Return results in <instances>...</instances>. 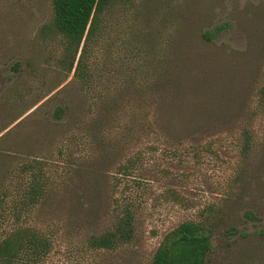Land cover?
Here are the masks:
<instances>
[{
	"label": "rangeland",
	"instance_id": "1",
	"mask_svg": "<svg viewBox=\"0 0 264 264\" xmlns=\"http://www.w3.org/2000/svg\"><path fill=\"white\" fill-rule=\"evenodd\" d=\"M50 19V0H0L1 204L9 214L27 186L23 166H42L46 188L21 218L50 238L40 264H146L182 220L209 223L205 264H264V0H129L106 12L86 51L101 67V94L115 93L133 66L122 63L135 57L138 76L161 70L172 81L155 92H116L121 111L99 145L76 139L100 100L80 107ZM63 146L68 159L57 153ZM131 157L135 168L121 173ZM128 187L134 239L115 250L87 248Z\"/></svg>",
	"mask_w": 264,
	"mask_h": 264
},
{
	"label": "trees",
	"instance_id": "2",
	"mask_svg": "<svg viewBox=\"0 0 264 264\" xmlns=\"http://www.w3.org/2000/svg\"><path fill=\"white\" fill-rule=\"evenodd\" d=\"M128 1L50 0L51 19L46 28L53 34L61 36L63 47L58 64L67 72L72 71L71 82L78 87L82 109L91 110L92 104L97 99L100 100L95 109V116L90 119L89 123L83 125L87 131L76 138L82 144L87 142L90 145H99L107 137L108 132L105 129V124L111 119L115 120V114L121 111L117 104L118 95L116 92L119 94L127 88H133L137 93L145 90L155 92L172 81L170 74L164 75L161 70H154L148 80L142 75L138 76V69L141 70L142 65L136 62L135 57L133 62L125 60L122 63L125 68L130 63L133 66L119 77L115 93L111 95L108 90L101 94V67L94 60L91 62L87 60L86 51L99 39L105 13L116 4H124ZM202 36L209 39V32H203ZM149 63L153 62L149 61ZM258 93L261 99H264V85L260 86ZM61 110L60 107H56L53 115L59 118ZM82 121L79 118L75 125L79 126ZM143 125L149 131L148 124ZM140 127L142 126L140 125ZM123 131L125 137L130 135L127 124ZM243 135L242 147L246 152L249 148L250 136L247 130L243 131ZM67 151V146H63L59 147L57 153L64 159L70 156ZM138 159L136 157L127 158L125 163L119 165L121 173L126 174L129 170L134 169ZM28 165L23 166V169L30 172L29 182L22 189L20 198L16 201L13 200L12 206L6 208L9 214L4 213L0 195V264H40L51 247V241L47 234L21 220L23 214H27L35 205L38 194L44 192L48 179L42 166L37 162ZM60 167L62 168V166ZM131 192L132 188L128 187L123 192V197L114 199L111 222L102 230L88 235L87 248L115 250L134 239L136 235L135 207ZM8 218L11 222L6 227L5 223ZM210 234L209 223L182 220L164 232L146 264H205L206 253L210 250Z\"/></svg>",
	"mask_w": 264,
	"mask_h": 264
}]
</instances>
